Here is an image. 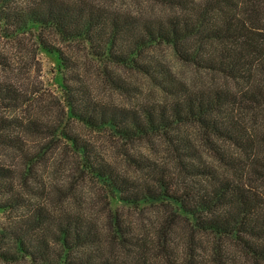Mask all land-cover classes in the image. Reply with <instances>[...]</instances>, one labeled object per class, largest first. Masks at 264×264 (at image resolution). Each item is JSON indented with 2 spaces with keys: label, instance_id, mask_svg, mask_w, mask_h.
<instances>
[{
  "label": "trees",
  "instance_id": "16d2710c",
  "mask_svg": "<svg viewBox=\"0 0 264 264\" xmlns=\"http://www.w3.org/2000/svg\"><path fill=\"white\" fill-rule=\"evenodd\" d=\"M138 1L168 12L0 0V264H264V0ZM161 47L206 77L180 79ZM40 50L63 69L57 100ZM124 70L161 96L95 93L141 94ZM51 161L65 184L43 179Z\"/></svg>",
  "mask_w": 264,
  "mask_h": 264
},
{
  "label": "rangeland",
  "instance_id": "374dc122",
  "mask_svg": "<svg viewBox=\"0 0 264 264\" xmlns=\"http://www.w3.org/2000/svg\"><path fill=\"white\" fill-rule=\"evenodd\" d=\"M112 1V0H110ZM113 5L121 10H129L133 12L134 14H137L139 12H146L148 14H153L155 17H162L163 15L167 14V10L164 8H161L159 6H152L151 4H147L146 2L140 3L138 0H113ZM145 14V13H144ZM80 45V44H78ZM78 45L73 44H62L60 47L62 48L64 54L66 57H75L77 56L80 60V63L82 66L85 68V71L87 75L89 73H93L94 75L96 72H98V68L91 60V58H87V53L83 49V45ZM157 56H159L162 60H165L173 69L174 73L183 80L193 82L197 81L196 78H202L204 79L206 77L205 74L200 73L198 74L191 66L183 64L177 60L175 57L173 51L171 50L170 47H161L157 48L155 51ZM39 62H40V67L41 70L36 74L38 80L40 81L39 86L42 88L43 91H45L47 94L43 95H48L49 100H57L58 96L61 94V81H62V71L63 69L59 66L60 63L57 60V57L53 54H50L44 50L39 51ZM86 64V65H85ZM125 76H129L130 80L140 88L141 94L138 96H135L134 94L131 93H122L119 91H115L111 86L103 83L100 79V82H94L95 79H93V88L94 91L97 95L105 98L111 103L115 104H120L124 106H132L136 105V103H141V99H146L149 98L151 100L158 98L161 96L160 89L147 78L144 76H140L138 74H134L130 71L124 70ZM132 73V74H131ZM37 80V82H38ZM53 95V97L49 96ZM78 130H80L78 128ZM83 133L87 136L90 137L93 140H98L97 144L103 148L106 149L103 150L102 152L108 153L109 148H107V144L104 142V136L102 137L101 134L97 133H90L89 131L82 129ZM31 144L33 143V138ZM142 147V145H140ZM67 154V153H62ZM61 155V156H62ZM63 161L60 162V166L57 164L54 166V164L51 162H48V165L44 167L42 170H44L43 173V179L45 181H51L49 178L53 180V182H60L61 184H65V179H66V170L63 169ZM68 180V179H67ZM76 185L79 183V181H76ZM82 184V183H79ZM88 188V187H87ZM86 190V188H85ZM88 190V189H87ZM87 195V194H86ZM84 195L83 199L87 203H91L88 201V195ZM100 198V197H99ZM98 199V198H97ZM96 199V200H97ZM95 200V207L99 205L100 203H96ZM91 204H88V206H91ZM148 220L153 219L152 214H147ZM145 216V217H146ZM7 221V216L5 214L0 213V224H6Z\"/></svg>",
  "mask_w": 264,
  "mask_h": 264
}]
</instances>
